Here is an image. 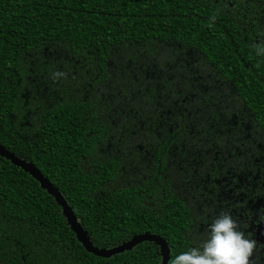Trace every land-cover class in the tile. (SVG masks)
Returning a JSON list of instances; mask_svg holds the SVG:
<instances>
[{"label":"trees","instance_id":"trees-1","mask_svg":"<svg viewBox=\"0 0 264 264\" xmlns=\"http://www.w3.org/2000/svg\"><path fill=\"white\" fill-rule=\"evenodd\" d=\"M256 45L264 0H0V144L50 180L98 248L149 232L171 258L222 212L255 240ZM161 259L153 242L110 258L87 252L55 199L0 156V264ZM250 264H264L258 242Z\"/></svg>","mask_w":264,"mask_h":264},{"label":"clouds","instance_id":"clouds-1","mask_svg":"<svg viewBox=\"0 0 264 264\" xmlns=\"http://www.w3.org/2000/svg\"><path fill=\"white\" fill-rule=\"evenodd\" d=\"M254 47L257 55L264 54V45ZM206 231L207 237L198 246L172 256L168 264H250L257 242L241 230L229 212L216 216Z\"/></svg>","mask_w":264,"mask_h":264},{"label":"water","instance_id":"water-1","mask_svg":"<svg viewBox=\"0 0 264 264\" xmlns=\"http://www.w3.org/2000/svg\"><path fill=\"white\" fill-rule=\"evenodd\" d=\"M0 156L10 161L11 164L22 169L24 172L32 176L37 182H39L41 187L44 190H46L48 194H50L55 199L58 205L62 208L63 215L66 218L67 223L70 226L71 230L74 232L78 241L83 245V247L87 252L98 257L110 258L116 254L125 251H130L138 244H141L143 242H153L160 249V255L162 258L161 264H168L171 254L168 242L160 235L149 232L138 234L132 237L130 240L123 242L112 248L106 249V248H98L94 246L90 241L87 232L85 231L80 221L78 220L77 216L75 215L72 207H70L69 204L66 202L61 192L50 182L48 178L44 176V174L39 169L36 168L34 164L26 161L25 159L18 157L16 154L9 151L1 144H0ZM255 240L264 246V223L259 222L256 225Z\"/></svg>","mask_w":264,"mask_h":264},{"label":"flooded vegetation","instance_id":"flooded-vegetation-1","mask_svg":"<svg viewBox=\"0 0 264 264\" xmlns=\"http://www.w3.org/2000/svg\"><path fill=\"white\" fill-rule=\"evenodd\" d=\"M259 222H261V221H259ZM259 222H258V223H259ZM258 223H257V224H258ZM254 235H255V231H254Z\"/></svg>","mask_w":264,"mask_h":264}]
</instances>
